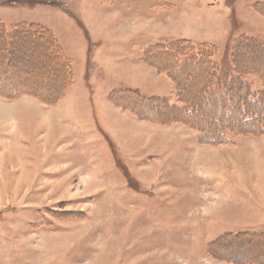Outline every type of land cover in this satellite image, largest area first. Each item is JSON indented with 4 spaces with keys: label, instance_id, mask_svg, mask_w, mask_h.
Wrapping results in <instances>:
<instances>
[{
    "label": "rangeland",
    "instance_id": "374dc122",
    "mask_svg": "<svg viewBox=\"0 0 264 264\" xmlns=\"http://www.w3.org/2000/svg\"><path fill=\"white\" fill-rule=\"evenodd\" d=\"M257 4L0 0V23L29 36L11 57L0 41V93L32 90L0 97L12 120L0 126V264H264V237L249 236L264 231V135L207 145L218 137L194 125H217L205 119L211 106L189 114L178 101L200 94L206 70L176 74L157 50L212 44L229 70L240 36L264 44ZM47 37L72 67L63 98L66 79L42 56ZM259 55L243 44L235 57L258 91ZM222 107L244 131L261 126Z\"/></svg>",
    "mask_w": 264,
    "mask_h": 264
},
{
    "label": "trees",
    "instance_id": "16d2710c",
    "mask_svg": "<svg viewBox=\"0 0 264 264\" xmlns=\"http://www.w3.org/2000/svg\"><path fill=\"white\" fill-rule=\"evenodd\" d=\"M259 8L264 9V4L256 5V9L264 15V12H262ZM27 31L28 29L26 30V34H22L21 31L11 32L0 23V41L3 44L4 54H6L8 57H11L14 47H16L17 42L20 41L19 35L29 37L27 35ZM29 35H34V39H37V41H39V39L43 37L41 35H36V31H29ZM238 39L239 40L234 43L235 49H232V64H229V70L223 71L219 69V64L213 57L218 51V48L215 45L192 42L186 45L182 43H177L174 45L170 44L168 46L160 45L157 48L158 52L164 53V56H166L170 60L172 59L176 74H179L185 70H193L195 72H201L202 69H204L203 71L206 70L205 80H202L204 83L203 90H200L199 86L200 94L192 95V99H190L191 101L188 102H185L183 99V97L187 94L182 96L179 95L178 101L181 102V105L179 106L180 110L182 112H185L186 110V112H188L189 114L193 112V104H195L196 109H201L202 106H205L206 104H209L211 106L210 108H212L211 110L214 112L205 113V119H209V121H211L212 123L217 122V125L213 123V127H210V129H207L209 127H206L204 128L205 130H201L198 125H194V130H196L199 134L201 133L202 136H204V133H206V135L215 133V135L218 137V139L215 140L211 138L210 140L212 141L203 138L206 141L205 143L207 145H227L229 144L228 138L230 135L243 136L245 132L257 137L264 135V86L261 90H256L254 85L252 84V81L246 77L248 73H241L238 71L235 60L236 50L239 45L245 44L248 48V51H251L253 53L256 52V54L263 53L264 56V44L249 36H240V38ZM40 41V45H44V47H41L42 56L46 58L47 55L51 70H59L58 72L62 75V78L66 79V87L63 86L65 88H63L61 96V98H63L68 93V87L70 84H72L73 80V71L71 64L64 57L62 51L59 49V46L49 37H47L48 44L43 43L42 40ZM259 59L261 60H258L261 67H259L258 65L256 68H258V72L262 77L264 85V61L262 60L261 55H259ZM7 64L8 63H6L2 68H6ZM244 72L250 71L248 68H246ZM201 76L202 75L199 76L197 74V80H199V77L201 78ZM3 90L0 93L1 98L5 97V95H11L13 97H29L32 93L31 88L13 89L10 93H8L9 89H7V87H5L4 91ZM130 91L131 90L129 89H120L117 91V94L122 95ZM60 99L57 100V103L60 102ZM140 99L141 101H145L143 100V98ZM217 103H219L218 107H216ZM230 103L234 107H240V109L243 110L241 113L242 119H244L243 121H252L253 119H258V123L261 126L253 128L252 130L247 132L244 131L243 128H241L242 124L239 120H237L236 122L233 121V124H231V122H226L227 120H225V118L235 119V116L233 114L230 115V111H227L222 107V104L228 105ZM250 104H252V108L254 107L256 108V110H259L258 113H255V115L250 109H247V106ZM171 105L173 104L171 103L170 106ZM187 121L188 120H186L185 122ZM188 122L186 123L187 125ZM190 124L189 125L193 127V124ZM201 134L199 136H201ZM249 236H256L255 238L264 237V231H252L251 233H249ZM233 237L238 238L239 234L233 235Z\"/></svg>",
    "mask_w": 264,
    "mask_h": 264
},
{
    "label": "crops",
    "instance_id": "0c3cea01",
    "mask_svg": "<svg viewBox=\"0 0 264 264\" xmlns=\"http://www.w3.org/2000/svg\"><path fill=\"white\" fill-rule=\"evenodd\" d=\"M256 12H259L258 10H256ZM28 99H29V97H28ZM16 104V103H15ZM7 104L5 103H2L1 101H0V126L3 124V123H5V122H8V121H12L11 119H10V113H11V107H10V109H8V106H6ZM21 106V105H20ZM20 106H18L19 108H20ZM13 109V111H14V107H12ZM16 108V107H15ZM21 111H22V109H21ZM15 112V111H14ZM22 112H24L25 113V111H22ZM23 113V114H24ZM5 122H4V121ZM10 122H8V123H10ZM10 125V124H9ZM9 125L7 126L6 124L2 127V129L3 128H8L9 127Z\"/></svg>",
    "mask_w": 264,
    "mask_h": 264
},
{
    "label": "bare ground",
    "instance_id": "6f19581e",
    "mask_svg": "<svg viewBox=\"0 0 264 264\" xmlns=\"http://www.w3.org/2000/svg\"><path fill=\"white\" fill-rule=\"evenodd\" d=\"M155 113V112H154ZM158 118V117H157Z\"/></svg>",
    "mask_w": 264,
    "mask_h": 264
}]
</instances>
